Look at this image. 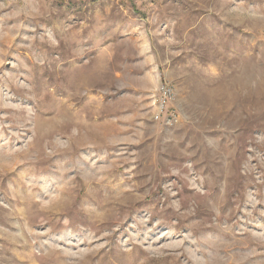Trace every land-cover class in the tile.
Wrapping results in <instances>:
<instances>
[{
  "label": "rangeland",
  "instance_id": "obj_1",
  "mask_svg": "<svg viewBox=\"0 0 264 264\" xmlns=\"http://www.w3.org/2000/svg\"><path fill=\"white\" fill-rule=\"evenodd\" d=\"M0 264H264V0H0Z\"/></svg>",
  "mask_w": 264,
  "mask_h": 264
},
{
  "label": "built area",
  "instance_id": "obj_2",
  "mask_svg": "<svg viewBox=\"0 0 264 264\" xmlns=\"http://www.w3.org/2000/svg\"><path fill=\"white\" fill-rule=\"evenodd\" d=\"M176 90L174 87L167 83H162L159 86L157 104L158 110L155 114L154 120L156 122L164 121L167 125H173L177 121V117L174 113H166L167 105L175 98ZM165 116V117H164Z\"/></svg>",
  "mask_w": 264,
  "mask_h": 264
}]
</instances>
